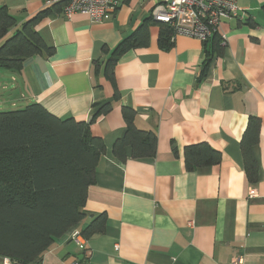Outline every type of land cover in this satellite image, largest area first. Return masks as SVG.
Here are the masks:
<instances>
[{"label":"crops","instance_id":"obj_1","mask_svg":"<svg viewBox=\"0 0 264 264\" xmlns=\"http://www.w3.org/2000/svg\"><path fill=\"white\" fill-rule=\"evenodd\" d=\"M55 1L0 0V6L19 27ZM117 1L101 23L60 12L43 18L36 30L53 53L26 59L19 74L0 71V112L36 103L60 120L88 123L95 107L111 106L89 126L105 153L87 189L86 217L54 241L40 264H231L236 257L264 264V0H236L243 17L221 22L225 46L205 76L200 41L175 36L169 49L160 48L159 25L150 20L159 0ZM144 24L148 45L118 60L113 86L104 75L106 58ZM124 108L137 130L155 135L154 157L134 160L127 148L122 163L112 154L126 129ZM251 117L259 120L253 182L240 148ZM200 143L219 152L220 163L188 171L184 148ZM99 214L105 232L85 239L80 250L69 232Z\"/></svg>","mask_w":264,"mask_h":264},{"label":"trees","instance_id":"obj_2","mask_svg":"<svg viewBox=\"0 0 264 264\" xmlns=\"http://www.w3.org/2000/svg\"><path fill=\"white\" fill-rule=\"evenodd\" d=\"M63 6V1L56 2L19 27L8 8L0 6V71L19 74L26 59L53 53L36 26L43 18L61 13ZM155 24L159 25L160 48L169 49L172 30L165 24ZM147 29V25H142L106 58L104 75L113 86L116 63L128 51L148 45ZM202 44L205 76L210 62L222 54L225 44L217 34ZM114 98L118 99L116 90ZM95 108L88 123L60 120L36 103L0 112V257L10 264H40L41 255L54 241L86 217L87 189L94 183L98 160L105 153L104 143L91 135L89 126L97 117L107 114L111 106L106 102ZM122 115L126 129L112 147L114 157L125 162L127 148L134 160L154 157L155 135L134 127L131 110L124 108ZM258 128L259 120L249 118L240 143L249 182L254 181L257 168L251 149L257 142ZM183 158L186 170L191 171L219 164L221 155L200 143L185 147ZM105 225V215H96L80 234L84 239L102 234Z\"/></svg>","mask_w":264,"mask_h":264},{"label":"built area","instance_id":"obj_3","mask_svg":"<svg viewBox=\"0 0 264 264\" xmlns=\"http://www.w3.org/2000/svg\"><path fill=\"white\" fill-rule=\"evenodd\" d=\"M61 1L64 2L61 14L65 19L80 14L88 17L92 23L108 21L118 7L117 0H57L53 3ZM150 17L153 22L170 27L173 32L171 40L175 36H186L203 43L218 35L222 21L242 19L243 13L238 9L236 0H159L153 6ZM254 195L252 189L247 193L249 198ZM69 240L80 250L85 249V239L78 230L69 232ZM242 260L236 257L231 264H242ZM5 262L10 264L9 261ZM70 264L91 263L75 260Z\"/></svg>","mask_w":264,"mask_h":264}]
</instances>
